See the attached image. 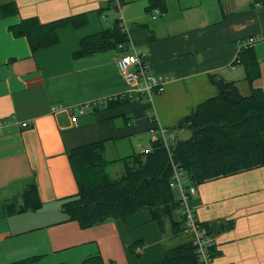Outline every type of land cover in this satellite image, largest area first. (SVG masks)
I'll list each match as a JSON object with an SVG mask.
<instances>
[{
    "label": "crops",
    "instance_id": "obj_1",
    "mask_svg": "<svg viewBox=\"0 0 264 264\" xmlns=\"http://www.w3.org/2000/svg\"><path fill=\"white\" fill-rule=\"evenodd\" d=\"M10 2L16 14L3 8ZM111 6L118 9L114 0H0V264L31 258L34 264H80L93 255L104 264L163 259L170 230L162 234L146 210L88 229L68 221L62 211L65 200L77 193L68 162L72 149L102 142L106 153L107 144L150 133L144 101L108 103L128 88L116 68L119 51L81 52V39L104 31L90 33L88 27H99ZM79 16V26H63L57 43L46 48L33 50L15 34L24 19L48 24ZM135 20L154 35L153 41L136 44L149 72L167 78L153 100L163 128L177 125L208 94L205 100L216 95L210 76L233 82L241 96H249L252 88L264 94V0H165L161 16ZM248 38L258 39L252 49L260 76L252 85L234 63ZM95 101L84 114L75 111ZM58 105L61 109L52 112ZM32 182L41 208L8 215L5 203L21 202ZM193 186L189 205L196 221L223 225L212 233L211 264H264V167Z\"/></svg>",
    "mask_w": 264,
    "mask_h": 264
},
{
    "label": "trees",
    "instance_id": "obj_2",
    "mask_svg": "<svg viewBox=\"0 0 264 264\" xmlns=\"http://www.w3.org/2000/svg\"><path fill=\"white\" fill-rule=\"evenodd\" d=\"M115 4V2H114ZM8 14H16L14 3L3 7ZM165 10V0H147L145 11ZM82 17H75L40 24L36 19L21 20L17 35L23 36L33 50L57 43V32L66 25L79 26ZM129 37L123 32L117 19L113 28L81 39V52L93 54L129 38L137 45L154 40L147 25L131 23ZM238 65L244 68L245 81L250 85L260 76L258 63L252 48L242 50L237 56ZM216 95L198 104L183 118L174 130H188L191 136L178 141L168 149L161 139L150 141L149 153H140L120 160H105L102 142L74 148L68 156L77 193L62 204L68 221L76 222L81 229H88L107 221H123L134 213L146 210L159 231L170 228V241L181 239L174 245H166L163 259L158 264H200L192 241L183 231L181 202L177 193L169 188L171 160L180 167L192 185L220 177L239 174L264 167V94L251 89L249 96H241L233 82H224L210 76ZM132 103L130 100H113L108 103ZM120 162L123 172L112 178L106 169ZM16 199L5 203L8 215L35 212L41 202L34 182L28 184ZM205 226V225H204ZM212 235L223 225L205 226ZM186 236V239L184 237ZM183 238V239H182ZM33 258L13 264H34ZM80 264H104L99 255L85 258Z\"/></svg>",
    "mask_w": 264,
    "mask_h": 264
},
{
    "label": "built area",
    "instance_id": "obj_3",
    "mask_svg": "<svg viewBox=\"0 0 264 264\" xmlns=\"http://www.w3.org/2000/svg\"><path fill=\"white\" fill-rule=\"evenodd\" d=\"M123 0H114L115 5L120 8V3ZM256 6H259L258 4ZM162 15L159 9L153 10L151 19H156ZM122 25L123 32L129 37V30L123 18L118 19ZM124 22V23H123ZM257 38H248L242 41L238 54L247 48H252ZM119 56L116 58V68L121 79L128 85L127 90L115 97H111L108 101L125 100L131 102L144 101L147 104V121L151 133V140L157 141L161 139L164 146L168 149L166 140L164 139V129L159 124L154 110V97L163 93L167 78L158 77L151 74L145 60V56L141 49L129 38L126 42L117 45ZM237 56L234 63H238ZM93 103H84L75 108V111L82 115L85 110L94 105ZM61 106H53L52 112L60 110ZM71 112V109H70ZM74 119V116H72ZM23 127L28 126V123H22ZM148 148L143 153H149ZM190 180L185 172L173 163L171 160V178L169 180V188L174 190L181 202V214L183 217V231L185 235L192 241L195 253L200 264H211L212 251L215 246V238L211 235L208 229L199 224L193 214V210L189 205L191 197L195 195V187L190 184Z\"/></svg>",
    "mask_w": 264,
    "mask_h": 264
},
{
    "label": "rangeland",
    "instance_id": "obj_4",
    "mask_svg": "<svg viewBox=\"0 0 264 264\" xmlns=\"http://www.w3.org/2000/svg\"><path fill=\"white\" fill-rule=\"evenodd\" d=\"M147 6V0H123L120 3V8L117 10L114 9L113 6L106 8L104 11L103 17L98 21L99 27L89 26L88 32L94 33L98 30H105L110 28L114 21L120 18H123V21L126 23L127 27H130L132 23H139L141 21H136L135 19L143 16L147 22H151V16L145 11V7ZM158 18V17H156ZM123 22V23H124ZM139 47V46H137ZM140 48V47H139ZM246 85V84H244ZM241 93H246L247 90L239 87ZM210 94L207 95L208 98ZM202 99L205 101V99ZM170 116V115H169ZM168 116V117H169ZM176 125V123L174 124ZM173 125V126H174ZM170 126L164 129V139L166 140L167 146L172 147L175 145L177 141L185 140L186 136L190 133L188 131H177L174 130V127ZM131 138V139H130ZM124 138L119 141L112 142L107 144V152L104 157L106 161L116 160L117 156L126 157L131 155H137L143 153L146 149L149 148L151 141V134L147 131H139L133 137ZM129 139L131 142H129ZM106 172L112 177L117 178L123 172V165L120 162H116L113 165L107 167ZM190 202V201H189ZM168 224L165 226V233L169 232L170 229L167 230ZM183 239V238H182ZM186 239V236L184 237ZM181 239L168 241L167 245H174Z\"/></svg>",
    "mask_w": 264,
    "mask_h": 264
}]
</instances>
